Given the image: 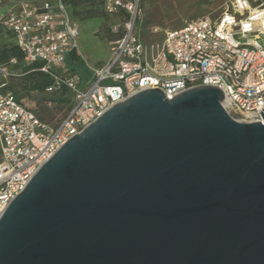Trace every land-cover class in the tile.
Here are the masks:
<instances>
[{
  "label": "water",
  "instance_id": "1",
  "mask_svg": "<svg viewBox=\"0 0 264 264\" xmlns=\"http://www.w3.org/2000/svg\"><path fill=\"white\" fill-rule=\"evenodd\" d=\"M223 98L202 84L110 105L0 213V264H264V122Z\"/></svg>",
  "mask_w": 264,
  "mask_h": 264
},
{
  "label": "built area",
  "instance_id": "2",
  "mask_svg": "<svg viewBox=\"0 0 264 264\" xmlns=\"http://www.w3.org/2000/svg\"><path fill=\"white\" fill-rule=\"evenodd\" d=\"M139 0H105L118 20L109 26L110 55L90 67L82 86L65 62L78 50L79 29L63 0H19L0 22L27 63L49 75L47 90L74 93L71 109L55 123L41 119L10 89L0 88V213L37 168L69 137L110 105L134 92L159 88L167 98L197 85L219 87L236 120L262 121L264 107V0H229L216 18L190 20L147 49L136 30ZM2 62L0 59V70Z\"/></svg>",
  "mask_w": 264,
  "mask_h": 264
},
{
  "label": "rangeland",
  "instance_id": "3",
  "mask_svg": "<svg viewBox=\"0 0 264 264\" xmlns=\"http://www.w3.org/2000/svg\"><path fill=\"white\" fill-rule=\"evenodd\" d=\"M19 0H0V18ZM43 1V0H34ZM229 0H139L135 26L147 49H155L166 31L204 16L216 18ZM105 0H71L68 8L79 29L78 56L89 68L96 67L110 55L109 26L118 17L104 9ZM0 88L10 89L41 119L55 123L73 106L74 93L65 86L49 91L34 88L41 80V71L31 69L14 49L12 33L0 22ZM69 58L65 62L70 71ZM79 68V66H76ZM37 70V69H36ZM79 75V74H78ZM81 85L91 76H80ZM83 77V78H82Z\"/></svg>",
  "mask_w": 264,
  "mask_h": 264
},
{
  "label": "trees",
  "instance_id": "4",
  "mask_svg": "<svg viewBox=\"0 0 264 264\" xmlns=\"http://www.w3.org/2000/svg\"><path fill=\"white\" fill-rule=\"evenodd\" d=\"M63 1L67 4V2L71 1V0H63ZM67 6H68V4H67ZM69 10H70V8H69ZM70 13H71V10H70ZM71 16H72V14H71ZM14 49H15V51L17 53H19V55L21 56V59H22V54H21V52L19 51V49L17 48V46L15 44H14ZM68 58H69V63L71 64L70 65V69H69L71 72L79 74L80 76H87V77L91 76V71L85 65V63L79 58L76 50H72L69 53ZM28 66L31 69H34V71H39L38 67L40 66V63H38V62H34V63H31V64L29 63ZM76 66H79V68H77ZM41 73H42L41 80L36 84V86L34 88L43 89V88L48 87L51 84L52 80H51L50 76L45 74V73H43V72H41ZM16 96H17V94H16ZM17 98L19 99V101L22 104H24L23 101L18 96H17ZM25 106L28 107L27 105H25ZM29 109H31V108H29Z\"/></svg>",
  "mask_w": 264,
  "mask_h": 264
},
{
  "label": "crops",
  "instance_id": "5",
  "mask_svg": "<svg viewBox=\"0 0 264 264\" xmlns=\"http://www.w3.org/2000/svg\"><path fill=\"white\" fill-rule=\"evenodd\" d=\"M77 52H78V50H77Z\"/></svg>",
  "mask_w": 264,
  "mask_h": 264
}]
</instances>
